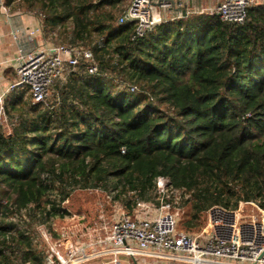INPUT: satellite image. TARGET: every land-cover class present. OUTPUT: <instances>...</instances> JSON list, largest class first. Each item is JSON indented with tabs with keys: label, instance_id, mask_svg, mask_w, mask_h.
<instances>
[{
	"label": "trees",
	"instance_id": "16d2710c",
	"mask_svg": "<svg viewBox=\"0 0 264 264\" xmlns=\"http://www.w3.org/2000/svg\"><path fill=\"white\" fill-rule=\"evenodd\" d=\"M130 1L4 0L38 19L49 46L91 50L97 70L80 62L45 104L4 106L0 264H44L29 227L56 239L75 190H100L132 216L138 202L159 204L163 178L198 214L252 205L264 219V3L242 24L192 14L137 36L118 22Z\"/></svg>",
	"mask_w": 264,
	"mask_h": 264
},
{
	"label": "built area",
	"instance_id": "2783aa9c",
	"mask_svg": "<svg viewBox=\"0 0 264 264\" xmlns=\"http://www.w3.org/2000/svg\"><path fill=\"white\" fill-rule=\"evenodd\" d=\"M257 1L264 0H223L209 14H217L226 23L242 24L247 9ZM155 4L162 11L183 8V1L131 0L118 22L135 23L136 35L141 36L162 21L159 13H154ZM0 7L5 10L4 0H0ZM33 33H20L17 29L11 33L19 45L17 81L8 87L7 92L26 88L32 104H45L50 86L57 80H66L80 62L87 63L88 74L96 72L94 55L89 49L64 45L25 47L27 36ZM5 118L0 97V127ZM157 189L159 204L138 202L132 216L123 208L106 212L100 206L88 220L65 226L64 230L63 227L57 229L56 239L45 228L39 229L47 245L44 264H85L99 260H102L99 264H125L126 257L140 256H168L188 264H264L263 218L262 223H239L233 214L212 208L209 225L212 233L191 236L176 229L177 212L166 201L171 193L168 180L158 179ZM213 212L220 215L215 216ZM232 215L233 218L228 220L227 217Z\"/></svg>",
	"mask_w": 264,
	"mask_h": 264
},
{
	"label": "rangeland",
	"instance_id": "374dc122",
	"mask_svg": "<svg viewBox=\"0 0 264 264\" xmlns=\"http://www.w3.org/2000/svg\"><path fill=\"white\" fill-rule=\"evenodd\" d=\"M19 1V0H18ZM210 13V12H209ZM60 45V43H58ZM63 46V45H60ZM68 75L66 76L67 79ZM63 81V80H62ZM118 89L122 88L121 85L116 86ZM54 89V88H53ZM52 92V90H50ZM49 92V93H51ZM28 98L30 99V94L28 95ZM5 133L9 134L11 131V127L9 125V121L7 117L5 118L3 122V127L1 128ZM172 197L171 207L172 210L177 212V226L176 229L178 231H182L184 233H187L191 236H200L202 233L211 232L210 231V210L204 213L198 214L189 203H184V201L188 198V196L185 194L183 195L181 192L174 191L173 194L169 195V198ZM119 205V204H116ZM102 207L106 212L111 211L113 209V206L115 204L110 202L109 197L101 192L100 190H75L72 192L70 198L61 205L62 210L65 209L68 211L69 215L65 218L64 221L61 223H58V221L55 219L53 220L51 229L56 232L57 229L60 227H63L62 230H64L65 226H69L71 224H74L78 221H84L89 219L90 215L95 213L99 207ZM118 207V206H117ZM122 209V208H121ZM219 211V210H218ZM236 216V218L239 220V223H249V222H261L263 215L260 211H258L256 206L252 205H241L238 210L234 212H229ZM24 214V213H23ZM128 214V213H127ZM213 215L218 216L220 213L213 212ZM233 215L230 217H227L228 220L233 218ZM24 217L26 220H29V214L26 212L24 214ZM23 219V218H22ZM27 221H24L23 223H19L20 227H27L25 225ZM46 229L47 227L43 225H39L38 223H34V225L29 229L32 232L33 239H34V248L36 247L42 255H44L45 251L47 250V245L44 244V240H42V236L40 235L39 229ZM47 230V229H46ZM212 233V232H211ZM44 241V242H43ZM36 244V245H35ZM125 264H188L185 262H177L174 261L172 257H152L151 259L140 257H126ZM136 258V259H135ZM107 259H103V261H106ZM102 260H99V262ZM98 261H91L85 264H99Z\"/></svg>",
	"mask_w": 264,
	"mask_h": 264
},
{
	"label": "crops",
	"instance_id": "0c3cea01",
	"mask_svg": "<svg viewBox=\"0 0 264 264\" xmlns=\"http://www.w3.org/2000/svg\"><path fill=\"white\" fill-rule=\"evenodd\" d=\"M172 1H183V8L174 7L170 10L162 11L157 6V4H155L154 13H159L160 17L164 21H173L177 18H184V16H190L192 14H209V12L213 11L223 0ZM260 3H264V1H260ZM15 29L19 30L20 33L34 32L32 39L36 40V44H34L32 41H29L28 39L26 42H24V46L28 47L29 49L50 45L45 42L40 35L39 21L36 17L18 11H11L9 7H5V10L0 7V97L3 106L7 107H11L14 103L18 104L16 106H19L20 103L22 104L27 101L29 95V92L26 88H17L13 92H7L8 87L17 81L16 60L18 57L19 45L11 35L12 31ZM119 208L122 207L120 205H115L113 206L112 211H116ZM142 257L146 259L152 258L146 256ZM97 263L100 262L98 261Z\"/></svg>",
	"mask_w": 264,
	"mask_h": 264
},
{
	"label": "water",
	"instance_id": "95a60500",
	"mask_svg": "<svg viewBox=\"0 0 264 264\" xmlns=\"http://www.w3.org/2000/svg\"><path fill=\"white\" fill-rule=\"evenodd\" d=\"M27 39H28L29 41H32L34 44H36V40L32 39V36L28 35V36H27ZM135 264H136V263H135Z\"/></svg>",
	"mask_w": 264,
	"mask_h": 264
}]
</instances>
